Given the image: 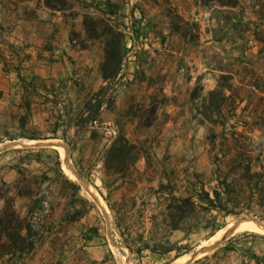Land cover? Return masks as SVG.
<instances>
[{
	"label": "rangeland",
	"instance_id": "1",
	"mask_svg": "<svg viewBox=\"0 0 264 264\" xmlns=\"http://www.w3.org/2000/svg\"><path fill=\"white\" fill-rule=\"evenodd\" d=\"M235 2L0 0V192L32 193L14 206L40 235L29 253L4 254L0 264L29 254L25 264H90L84 254H108L104 264H173L234 221L264 225V205L249 194L264 184V0ZM105 25L125 45L107 81ZM118 133L141 157L134 186L108 195L102 157ZM247 160L260 178L237 182L229 169ZM225 185L242 188L225 207L235 215L196 208L195 231L163 239L170 195L212 197ZM233 229L184 264H254L251 256L264 264V234ZM164 247L172 251H150Z\"/></svg>",
	"mask_w": 264,
	"mask_h": 264
},
{
	"label": "trees",
	"instance_id": "2",
	"mask_svg": "<svg viewBox=\"0 0 264 264\" xmlns=\"http://www.w3.org/2000/svg\"><path fill=\"white\" fill-rule=\"evenodd\" d=\"M215 0H204L207 5L209 3H214ZM217 4L222 6L232 7L235 5V0H216ZM84 27L88 33L95 31V25L89 18L84 19ZM102 35L104 36V58L100 67L101 77L103 81L111 80L115 78L121 69V62L125 52V45L123 42V36L120 32L116 31L110 26H103ZM101 103L98 102L97 109L100 108ZM141 148L130 142L121 133L111 141L110 145L105 150L102 157V164L104 169V176L106 180L102 181V186L107 191V194H112L113 192L119 190H130L135 184L133 175L136 174L135 166L141 157ZM58 165V164H57ZM57 175H61V171L57 169ZM231 175H238L237 182L244 180L251 183L254 179H259L260 174L258 172H252L250 169V161H243L237 164L235 167L229 169ZM43 181H51V178L44 175ZM75 190L78 187L73 185ZM114 187V188H112ZM254 189L250 188V197H252L253 190L258 196L260 205H264V184L259 185L258 182L254 184ZM16 189V188H14ZM242 190L239 187L238 190L234 188L233 185H225L224 195L227 199L223 200L225 204L222 203L221 194L217 191H212V197L209 192L203 189L196 195V197H174L170 195L165 200V207L160 216L163 218L160 225L165 229L166 235L163 239L166 240L167 236L174 231H180L185 235H188L195 231L198 227V222L193 215L196 213V208H201L202 210L209 212L214 210L222 215H235L232 210H226L227 203H231L232 196L238 194ZM10 194L8 190L5 195L0 192V201L3 202L0 208V258L4 254H26L29 253L34 246L35 241L40 238L39 232L33 230L32 222L21 218L15 210V198L30 197L32 193L27 190L22 192L21 190H16L11 198L6 197ZM106 201V197H104ZM41 199L34 202L35 208H40ZM109 206V205H108ZM133 206V205H132ZM110 207V206H109ZM111 209V207H110ZM81 216L80 211H75L69 218L68 222L75 221L76 217ZM153 227H156L157 216L151 217ZM209 226H203V229ZM142 240V237H140ZM167 245V241H164ZM163 244V243H162ZM140 247L136 252H140L142 249H149ZM128 248H130L128 246ZM156 251L159 254H166L172 251L171 247L162 248H152L150 251Z\"/></svg>",
	"mask_w": 264,
	"mask_h": 264
},
{
	"label": "bare ground",
	"instance_id": "3",
	"mask_svg": "<svg viewBox=\"0 0 264 264\" xmlns=\"http://www.w3.org/2000/svg\"><path fill=\"white\" fill-rule=\"evenodd\" d=\"M232 228H234L232 231V234L237 232V231H250L252 233L255 232V233H259V234H264V229L260 226H257L256 224H254V222H252L250 220L234 221V222L228 224L225 229H221L217 233H215L207 242L206 241L202 242L200 244V246L198 248H196L197 249L196 251H198V250H200V248L205 247L202 251H200L199 253H196V254L181 256V257L177 258L173 264H184V262L187 259H190L191 257L194 258L196 256L203 255L204 253L210 251L215 245L219 244L220 240H217V239L221 238L225 233H227Z\"/></svg>",
	"mask_w": 264,
	"mask_h": 264
},
{
	"label": "crops",
	"instance_id": "4",
	"mask_svg": "<svg viewBox=\"0 0 264 264\" xmlns=\"http://www.w3.org/2000/svg\"><path fill=\"white\" fill-rule=\"evenodd\" d=\"M17 79L19 81V83H18L19 86H20L19 88H20V90H22L23 87L26 86V83L24 82L25 80L22 77H20V76H17ZM19 91L16 90V94L17 95L20 93ZM23 99H24L23 95L18 97V100H20V101L23 100ZM102 173H103V170L101 172V175H102ZM103 176H104V174H103ZM188 186L191 188L194 185L188 184ZM193 189H195V187H193ZM200 191H201V189H199L197 193H199ZM252 192H253L252 197H256L257 198V195H256L255 191L253 190ZM219 194H221V196H225L224 195V191H223V193H219ZM249 194H250V190H249ZM84 255H86L85 258H86L87 261H89L90 264H104V262H106V260L109 259V255L108 254H84ZM32 258H33L32 254H29V255H26V256H22L20 258L18 264L28 263ZM250 259H251V261L254 264H262L259 260L256 259L255 256H251Z\"/></svg>",
	"mask_w": 264,
	"mask_h": 264
},
{
	"label": "water",
	"instance_id": "5",
	"mask_svg": "<svg viewBox=\"0 0 264 264\" xmlns=\"http://www.w3.org/2000/svg\"><path fill=\"white\" fill-rule=\"evenodd\" d=\"M252 222H254V221H252ZM254 224H256L257 226H260V227H262L264 229V225H262V224H260L258 222H254Z\"/></svg>",
	"mask_w": 264,
	"mask_h": 264
}]
</instances>
